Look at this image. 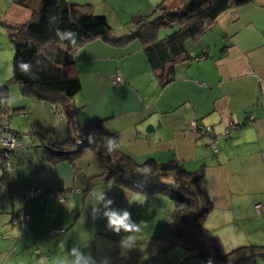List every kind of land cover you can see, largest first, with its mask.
<instances>
[{"label": "crops", "instance_id": "0c3cea01", "mask_svg": "<svg viewBox=\"0 0 264 264\" xmlns=\"http://www.w3.org/2000/svg\"><path fill=\"white\" fill-rule=\"evenodd\" d=\"M67 1L88 3L93 15L96 5L111 7L108 0ZM159 1L139 0L125 15L148 13ZM40 2L27 0L29 6L14 0L0 3V23L30 21ZM132 19L125 27L129 28ZM187 49L186 56L170 64L171 79L163 82L137 37L121 43L95 37L79 44L73 51L81 82L71 100L74 125L101 120L116 135L119 148L130 156L140 152L157 161L176 159L188 170H201L199 186L213 204L205 224L219 241L224 239L221 251L244 244L264 246V213H257L254 207L264 203V0L227 8L199 38L187 42ZM116 73L123 80L117 85L111 81ZM125 92L132 99L124 100L128 98ZM145 94L152 95L146 98ZM145 108L149 112L143 115ZM63 122L61 136L45 138L42 147L53 142L57 147L70 125L67 116ZM206 125L212 127L211 134H221L216 151L210 147V137L201 131ZM228 130L230 135L223 136ZM22 152H18L19 167H2L0 175V264H53L58 257L74 261L73 247L88 257L73 240L76 231L65 227L64 221L60 223L62 232L50 231L56 223L44 213L48 197L22 201L20 195L31 184L50 191L71 189L76 168L84 167L81 173L89 182L100 175L101 166L92 158L79 160L85 152L71 161L53 159L43 148L34 158ZM102 182L99 180L101 186ZM18 210L28 214L25 226L12 223Z\"/></svg>", "mask_w": 264, "mask_h": 264}, {"label": "trees", "instance_id": "16d2710c", "mask_svg": "<svg viewBox=\"0 0 264 264\" xmlns=\"http://www.w3.org/2000/svg\"><path fill=\"white\" fill-rule=\"evenodd\" d=\"M14 1L29 6L27 0ZM249 1L160 0L152 11L133 18V28L121 35L114 34L105 17L94 16L88 3L72 4L67 0H41L30 21L5 23L13 47L12 74L8 81L19 83L24 94L50 101L55 111L67 113L70 125L66 136L56 144L57 147L52 146L54 142L43 145L44 151L53 159L65 157L71 161L86 149H92L102 166L99 176L113 178L132 191L168 196L174 202V208L168 218L170 236L165 238V244L181 246L186 259L196 256L202 264H209V261L211 264H259L258 258L264 256V246L244 244L227 252L221 251L217 236L205 224L213 204L199 186L201 170H188L176 159L157 161L150 157L137 162L119 148L116 135L106 130L103 121H89L80 127L74 125L75 109L71 100L81 82L73 51L79 44L95 37L119 43L137 37L151 67L159 70V78L167 82L172 74L170 64L187 55V42L199 38L227 8ZM51 15H58L59 20H50ZM57 28L75 31L78 34L76 46L62 41L56 35ZM159 32H163V36ZM21 61L32 65L31 74H27L33 80L31 85L21 80ZM0 91L7 93V86L0 87ZM89 135L93 137L92 143L87 139ZM16 136L18 139L17 133ZM108 139L115 147L111 153L107 152ZM50 147L63 152L54 154ZM146 164L151 165L150 174L143 171ZM2 167L5 168L3 162Z\"/></svg>", "mask_w": 264, "mask_h": 264}, {"label": "rangeland", "instance_id": "374dc122", "mask_svg": "<svg viewBox=\"0 0 264 264\" xmlns=\"http://www.w3.org/2000/svg\"><path fill=\"white\" fill-rule=\"evenodd\" d=\"M7 1L0 0V3ZM138 1L108 0L111 7L96 5L94 15L107 16L106 24L111 27L115 35H121L133 28L131 27L134 26L132 23H128L129 28L125 27L126 22L138 15L130 17L125 14H129L127 12L131 8H136ZM163 34L161 32L160 36H163ZM12 56L13 47L7 34V28L0 23V87L6 85L7 94L13 96L16 101L12 105H0V120L3 123H8L9 129L14 133V130H16L17 135H20V139L18 138L15 143V147H17L14 148V152L16 153L10 151L6 160L0 157V175L3 170L2 162L3 166L6 164L9 168L19 167L17 162L19 151L23 150L22 153L28 154L27 156L32 158L36 152H41L42 143L46 142L45 138H59L60 133H62L61 124L64 123L63 121L67 116V113L64 115L63 111H53L50 101L38 98L35 95L24 94L19 83L8 81L12 71ZM99 94L102 96L101 93ZM151 95L145 94V97L148 98ZM125 96L128 98H123L124 100L132 99L128 92H125ZM144 110L146 113L143 115L148 114L147 108ZM146 129L147 125H144L143 130ZM23 142L27 145L22 146L24 145ZM129 146L134 149V146ZM126 150L130 152L129 148ZM92 151V149H86L79 160L92 158L98 167L101 166L96 154H92ZM132 154L131 157L137 162H142L151 157L142 155L140 152ZM151 158L155 157L152 156ZM84 162L86 161L84 160ZM83 170L84 167L74 170L76 180L71 189H54L56 193L62 194V199H59L58 195L50 190H44L37 196L43 195L49 199L44 213L52 216L56 223L55 226L50 228V231L62 232L64 229L62 231L56 230L61 227L60 223L62 221H64L65 227H72L76 231L72 233L73 240L77 241L85 256H91V260H88L87 264H93V261L95 264H102L104 260L107 261V264H202L200 258L196 256L186 259L185 250L181 246L176 244L166 246L165 238L170 236L168 218L174 208V202L168 196L165 194L131 192L132 190L121 186L113 178L96 176L88 182V176L81 173V171L84 173ZM99 180L105 181V183L102 182L103 186H101ZM128 191L133 193L131 197H129ZM100 193L104 196L103 200L97 199V195ZM37 196L28 197V199H34ZM109 199L113 203L106 207ZM1 202L4 203L5 200ZM109 211L118 215L128 212L129 222L142 225V231L129 234L122 229L119 234H116L108 227L105 212ZM128 235H131L134 240L131 242V246L126 248L123 247L122 241ZM223 240H218L220 248H224ZM163 245L166 247H163ZM258 260L259 264H264V256H260ZM84 264H86L85 261Z\"/></svg>", "mask_w": 264, "mask_h": 264}, {"label": "clouds", "instance_id": "9594fccd", "mask_svg": "<svg viewBox=\"0 0 264 264\" xmlns=\"http://www.w3.org/2000/svg\"><path fill=\"white\" fill-rule=\"evenodd\" d=\"M58 19L59 17L58 15H51L49 16V19ZM56 35L60 37V39L62 41H68L72 46H76L77 44V36L78 34L75 31L72 30H61L60 28L56 29ZM19 69L25 73V74H31V69H32V65L29 62H24L21 61L19 63ZM15 98L13 96H11L10 94H7L3 91H0V105H12L14 104ZM87 139L89 140V143L93 142V137L92 135H89V137H87ZM107 144H108V153H111L112 151L115 150V147L113 146V141L108 139L107 140ZM7 146V145H5ZM143 171L145 173H151V165L146 164ZM97 199L98 200H103L104 196L102 193L97 195ZM113 201L111 199H109L107 201L106 207L107 205L112 204ZM95 212V209H94ZM105 216L108 219V227L110 229H112L116 234H119L120 231L123 229V231L125 233H136V232H140L142 231V225H136V224H132L129 222V213L128 212H124L123 215H118L115 212L109 211V212H105ZM93 219H95V217H93ZM133 237L131 235H128L126 239H123L122 241V245L123 247H130L131 246V242H133ZM72 256L76 257V259L74 261H69L64 259L63 257H58L55 259V261L53 262V264H79V262L81 260H85L86 264L88 260H91V256L89 255L88 257H84L79 250L76 247H73L71 249V253ZM93 264H95V262L93 261ZM102 264H107V261L104 260L102 261ZM209 264H211V262L209 261Z\"/></svg>", "mask_w": 264, "mask_h": 264}, {"label": "built area", "instance_id": "2783aa9c", "mask_svg": "<svg viewBox=\"0 0 264 264\" xmlns=\"http://www.w3.org/2000/svg\"><path fill=\"white\" fill-rule=\"evenodd\" d=\"M122 80L121 75L119 73H116L112 78L111 81L113 83H120ZM192 128L196 129L197 125L195 124V122H192ZM234 128V126H232L230 128V131ZM201 131L203 134L208 135L210 137V147L213 149V151L217 150V140L219 138V136L221 134H211L212 132V127L210 125H206L203 128H201ZM230 131L228 130L227 132L223 133L222 135L227 137L230 135ZM17 142V136L14 132H12L9 127H8V123H3L0 125V144H1V149H0V157H3L4 160H6V158L8 157V153L10 151H12L15 148V143ZM7 145V146H5ZM5 168H8V165H4ZM44 191V188L41 186H38L36 184H31L27 190L20 195V199L22 201H24L25 199H27L28 197H32V196H37L40 193H42ZM51 192H53L54 194H57L59 199H62L63 196L62 194L56 193L54 190H52ZM255 209L258 213H264V203H256L255 204ZM28 219V214H26L23 210H18L14 217L12 218V223L19 225V226H25V223ZM59 231H62L63 228H59L56 229ZM38 251V249L36 250Z\"/></svg>", "mask_w": 264, "mask_h": 264}, {"label": "water", "instance_id": "95a60500", "mask_svg": "<svg viewBox=\"0 0 264 264\" xmlns=\"http://www.w3.org/2000/svg\"><path fill=\"white\" fill-rule=\"evenodd\" d=\"M19 71L22 82L31 85L33 83V80L29 77V75L23 73L21 70ZM49 150L54 154H60L61 152H63L61 150H57L51 147L49 148Z\"/></svg>", "mask_w": 264, "mask_h": 264}]
</instances>
